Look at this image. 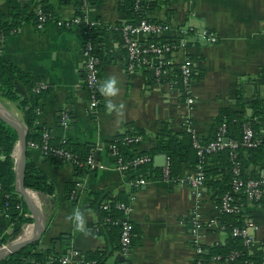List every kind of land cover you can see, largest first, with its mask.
Returning <instances> with one entry per match:
<instances>
[{
  "label": "crops",
  "instance_id": "obj_1",
  "mask_svg": "<svg viewBox=\"0 0 264 264\" xmlns=\"http://www.w3.org/2000/svg\"><path fill=\"white\" fill-rule=\"evenodd\" d=\"M43 1L0 0V21L9 19L12 9L31 14ZM45 1L51 6L53 20L42 30L34 22L23 23L18 32L2 41L3 57L49 86L39 103L36 126L46 128L53 139L95 146V165L78 176L71 164L55 165L40 151L30 150V160L55 186L53 195L44 198L38 195L47 224L41 249L53 248V241L63 236L64 242L58 247L63 257L77 253L83 258L87 253L104 251L109 264L121 263V232L119 228L105 226L101 203L123 194L132 206L130 220L134 234L130 254L124 259L127 264H198L201 256L197 255L191 234L195 212L204 223L215 225L200 232L207 252L213 246L226 245L229 238L211 183H206L200 195L190 186L150 178L147 184L136 188L133 181L142 174L136 171L127 176L118 171L114 167L116 157L106 146L127 132L142 131L145 138L135 151L128 152L133 156L144 155L155 148L159 129L165 125L174 133L187 131L209 140L222 110L252 116V104L264 101V0H159L146 13L147 18L168 24L171 29L164 38L175 45L171 53L163 56L169 75L162 82H153L146 68L129 72L128 51L117 32L119 24L129 22L128 0H97L87 10L82 8L81 15L78 0ZM86 14L100 22L98 55L102 63L99 105L94 109L90 108L86 80L85 28L74 23ZM210 34L216 38L214 42L209 40ZM138 39L143 43L150 40L145 34ZM188 58L194 66L191 84L194 106L188 104L183 85L177 86L172 73ZM111 78L116 79L117 92L106 96L102 88ZM252 83L258 88L255 101H250L255 92ZM1 100L25 123L18 104ZM109 101L113 102L112 108L107 107ZM64 112L71 115L68 128L61 126ZM255 124L261 151L259 163L251 165L248 172L264 177V105ZM18 151L17 145L15 162ZM209 166L222 168L216 158L209 160ZM195 173V166L184 164L182 176ZM69 182L80 184L76 203L75 197L67 199ZM97 193H102L98 199ZM77 208L85 217L83 228L68 219ZM247 213L257 227L248 231L252 250L264 251V205L250 207ZM12 233L9 215L0 212V239ZM206 264L217 263L208 260Z\"/></svg>",
  "mask_w": 264,
  "mask_h": 264
},
{
  "label": "trees",
  "instance_id": "obj_2",
  "mask_svg": "<svg viewBox=\"0 0 264 264\" xmlns=\"http://www.w3.org/2000/svg\"><path fill=\"white\" fill-rule=\"evenodd\" d=\"M95 1L97 0H89V6H92ZM158 1L159 0L148 2L146 0H141V3L139 4L140 8L137 9V0H128L126 4V16L129 23L137 24L144 19L149 20L146 13L154 9L158 5ZM78 4L81 8L79 15H81L83 14L82 8L84 9L83 0H78ZM39 13L47 16L52 14L51 6L45 0L38 4L31 14L24 15L23 12H17L12 9L9 14V19L6 17L2 18L0 21V99L18 104L23 111L25 123L28 128V144L31 142L42 144V132L47 130L46 128H38L36 126L40 115L39 103L46 95L47 90L39 93L36 92L39 84L44 80L23 71L21 68L3 57L2 41L13 33L18 32L23 23H36ZM149 21L154 22L152 20ZM120 27L121 24L117 26V32L123 37ZM90 37L94 43L95 51L98 54V50L100 49L99 43L101 40L99 38L100 35L98 34V29H93L90 32ZM168 39L169 38L167 37H162L160 39H155V41L158 42L163 40V42L171 43L167 41ZM151 41H154V39H150V42ZM148 70L152 75L153 82L163 81V78L157 77L152 69ZM172 73L175 74L174 77L177 86L182 87L181 70L177 69ZM263 105L264 101L253 103V115L249 117L240 112L224 109L220 112L216 120L213 137L209 140L201 139L198 136L196 137L201 144L206 145L216 139L221 126L226 124L227 139L242 143L243 130L246 123L251 125L257 135L258 127L255 124V119L261 114ZM138 137H140L141 140L144 139V132L136 130L132 132L130 131L117 137L112 142L107 143L106 147L110 149L112 145H115L117 153L123 158L124 162H132L136 156L129 154L128 151H135L140 142L137 143L133 141L129 143L128 141L129 139L135 140ZM18 142L19 136L16 130L0 118V212L9 215L13 226V233L0 239V248L3 245L11 244L13 241L17 240L24 232V229L34 223L29 208L23 198L16 191L17 172L13 154ZM156 142L157 144L155 148H153L148 154L153 155L154 157L160 155H168L170 157V172L172 179L182 177L183 166L185 163H190L196 167L202 161L205 166L206 183H211L210 187L216 192L218 202L221 201L223 196L233 192L232 183L234 178H236V175L233 173V163L235 161L240 163L241 173L238 177L243 182H247L251 179L264 180V177H262L261 174L257 172H248L251 165L259 163V155L261 151L260 140V145L257 148H246L240 145L236 150L225 148L224 150L215 153L206 154L203 158L198 155V151L194 147V135L191 132L186 131L182 134H177L165 125L159 129L156 136ZM49 144L51 149L46 158L50 159L55 165L64 166L70 164L55 154V151L63 150L69 152L75 157L76 162L71 165L74 167L78 176L92 170L93 166L87 165V161L91 153L95 151V146L53 138L49 139ZM30 150L31 149L28 147L25 186L28 190L36 192L41 198L51 196L55 193V186L49 177L30 160ZM211 158H216L222 168L218 167L212 169L209 166V160ZM80 164H83V166H79ZM136 171H139L142 176L147 179L162 178V168L156 167L154 163L137 167L132 166L130 168L131 173ZM79 190L76 182H69L66 185L67 199L71 200L72 197H75L74 203H76ZM101 194L102 193L95 194L96 199H98ZM241 196L243 197V194L236 195V197ZM126 199L127 198L123 194L118 196V198L107 199L110 204V209L105 211L101 207L105 226L119 228L121 232L119 221L123 216V212L116 208V204L121 202L127 203ZM261 205H264V200L252 203L251 207L257 208ZM247 214L248 213L245 212L241 217H235L233 215L222 213L221 223L229 232L228 243L224 246L211 247L206 255L200 257V262H198V264H206L208 260L216 257H220V264H264V251L254 252L251 248L246 246L243 238L233 235L232 231L234 228L244 226L243 220L245 216H248ZM108 219L110 222H106ZM40 242L41 238L26 246L16 254L0 261V264H59V259L62 258L63 255L58 251V247L64 242L63 236L56 238L53 241V248L48 250L41 249ZM107 256L106 252L97 251L87 253L83 258L86 261L96 262V264H109ZM116 264H123V262Z\"/></svg>",
  "mask_w": 264,
  "mask_h": 264
},
{
  "label": "built area",
  "instance_id": "obj_3",
  "mask_svg": "<svg viewBox=\"0 0 264 264\" xmlns=\"http://www.w3.org/2000/svg\"><path fill=\"white\" fill-rule=\"evenodd\" d=\"M148 2H154L156 0H146ZM141 0H137L136 8H140ZM83 5L87 10L89 6V0H83ZM53 20L52 15H45L42 13L38 14L36 27L39 30L45 28L46 24ZM74 23H81L84 25V37H85V48H84V56L86 59V72H87V88L90 92V108H97L99 105V81H100V66L102 63L101 57L96 53L94 43L90 37V32L93 29H97L100 27V22L93 20L89 15H84L82 17H78L74 20ZM59 25H62V22H58ZM124 44L128 51V59H129V72L136 73L141 69H152L157 77L164 78L169 75L168 63L163 60V56L171 53L175 49V45L163 41H155V39H160L164 37L169 31L170 26L165 23H157L151 22L149 20H142L137 24L132 23H124L120 27ZM141 34L147 35L148 38L154 39V41L150 40L147 43H143L138 39V36ZM209 40L214 42L216 38L213 34H210ZM151 56V57H150ZM152 58V59H150ZM193 61L188 58L181 65V75H182V85H183V94L187 98L186 101L190 106L195 105L194 96H192L191 84L194 77L193 70ZM48 84L41 83L39 84L36 92L46 91L48 89ZM70 115L69 113L64 112L61 116V126L64 128H68L70 125ZM226 124H223L217 134V137L214 141L203 145L199 142L197 135H194V147L198 151V155L203 158L206 154L215 153L225 148H231L232 150H236L240 145L246 148H257L260 145V142L255 134L253 128L249 123L244 125L243 130V141L239 143L237 141L228 140L226 137ZM42 144L31 142L28 144V147L32 150L40 151L44 157L48 156L50 153V144L49 139L51 138L50 132L46 130L42 132ZM141 142V138L138 137L135 140L129 139L130 142ZM112 154L116 157L115 168L122 172L127 176H131L130 168L150 165L154 163L156 157L150 154H144L141 156H136L132 162H124L123 158L119 156L117 153V148L115 145L110 147ZM55 154L72 164L75 163V157L69 152L63 150L55 151ZM95 151H93L88 158L87 165L94 166L95 165ZM166 158V162L164 167L162 168V178L159 180L176 184V185H186L192 187L198 195H200L201 189L206 185V175H205V166L201 161L196 166V173L194 175H186L182 176L178 179H172L170 172V157L168 155H163ZM235 157V155L233 154ZM233 173L236 175V178L233 180V192L228 193L221 201L218 203L219 209L221 213L233 215L235 217H241L243 213L247 212V210L251 207L252 203L260 202L264 200V180H248L247 182H243L238 176L241 173L240 163L234 162ZM79 166H83L80 164ZM149 179H146L142 176H139L133 181V185L136 188H139L142 185L147 184ZM80 187V184H77V188ZM30 195H32L33 199H37L38 205L41 207L40 201L38 199V194L29 190ZM76 193V192H75ZM243 194V197H236V195ZM73 198V197H72ZM134 197H132L133 199ZM101 207L106 211L110 209V204L108 200H105ZM116 208L123 212V216L119 221L121 225V236H120V250L119 254L125 259L129 254L131 247L133 245V225L130 220V214L132 212V206L130 203H118L116 204ZM106 222H110V220H106ZM244 226L236 227L233 229V235L237 237H241L244 239V242L248 248L252 249V239L249 235L250 228H257L254 221L245 216L244 217ZM31 226V225H30ZM30 226L24 229V232L19 236L18 240L24 239L25 234L30 229ZM214 223H204L203 218L197 212L192 216V237H193V245L196 248V252L198 256L206 255L208 252L203 247L202 241L200 239V232L209 228L214 227ZM11 243V244H12ZM10 245V244H9ZM9 245H3V247H7ZM79 254H71L70 256H65L59 259V264H96V262L86 261L84 258L78 256ZM213 262L220 264V257L212 258ZM200 262V261H199ZM123 264H127L126 261H123Z\"/></svg>",
  "mask_w": 264,
  "mask_h": 264
},
{
  "label": "water",
  "instance_id": "obj_4",
  "mask_svg": "<svg viewBox=\"0 0 264 264\" xmlns=\"http://www.w3.org/2000/svg\"><path fill=\"white\" fill-rule=\"evenodd\" d=\"M4 43V42H3ZM255 87V92L253 98L250 101H255L257 99L258 88L257 84L252 83ZM249 114L251 110H249ZM0 118L3 119L7 124L14 128L19 136L18 142V157L16 161V172H17V181H16V191L23 198L27 207L31 212V217L34 220V223L30 226L31 234L29 237L18 240L10 244L7 247L0 248V261L5 258L16 254L17 252L24 249L26 246L34 243L39 240L47 229V224L42 212V209L31 197L29 190L25 186L26 178V169H27V152H28V142L27 134L28 128L26 124L20 120L11 110L2 102L0 99ZM166 162V158L163 155L156 156L154 160V165L158 168H163ZM122 262L124 258L120 259Z\"/></svg>",
  "mask_w": 264,
  "mask_h": 264
},
{
  "label": "clouds",
  "instance_id": "obj_5",
  "mask_svg": "<svg viewBox=\"0 0 264 264\" xmlns=\"http://www.w3.org/2000/svg\"><path fill=\"white\" fill-rule=\"evenodd\" d=\"M102 92L106 96H112V95H114L117 92V82H116V79L115 78L109 79L106 82L105 87L102 88ZM113 106H114L113 105V102L112 101H109L107 107L108 108H112ZM84 218H85L84 217V214H83V212L79 208H77L74 211V213H72L68 217L69 220H75L80 225L81 228H83Z\"/></svg>",
  "mask_w": 264,
  "mask_h": 264
},
{
  "label": "bare ground",
  "instance_id": "obj_6",
  "mask_svg": "<svg viewBox=\"0 0 264 264\" xmlns=\"http://www.w3.org/2000/svg\"><path fill=\"white\" fill-rule=\"evenodd\" d=\"M31 197H32V195H31ZM32 198H33V197H32ZM36 201H37V199H35V202H36ZM36 203H37V202H36ZM30 234H31V228L28 229V231L26 232V234H25V238L29 237Z\"/></svg>",
  "mask_w": 264,
  "mask_h": 264
}]
</instances>
